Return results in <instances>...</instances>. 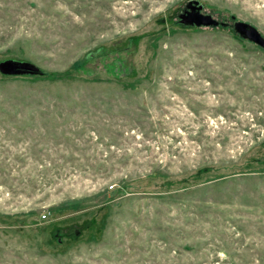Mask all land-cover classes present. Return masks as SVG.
I'll use <instances>...</instances> for the list:
<instances>
[{
  "label": "rangeland",
  "instance_id": "374dc122",
  "mask_svg": "<svg viewBox=\"0 0 264 264\" xmlns=\"http://www.w3.org/2000/svg\"><path fill=\"white\" fill-rule=\"evenodd\" d=\"M234 22L264 39V0H0V62L40 73L0 74V264H264V51Z\"/></svg>",
  "mask_w": 264,
  "mask_h": 264
},
{
  "label": "water",
  "instance_id": "95a60500",
  "mask_svg": "<svg viewBox=\"0 0 264 264\" xmlns=\"http://www.w3.org/2000/svg\"><path fill=\"white\" fill-rule=\"evenodd\" d=\"M192 3L195 4V2ZM190 7V4L187 5V9H190ZM178 19V22L182 25H193L195 27L216 25V23L209 17L199 15L196 12H186V10H183L182 13L178 15ZM232 30L240 38L245 39L264 51V39L256 32L254 28L248 26L245 23L234 22L232 24ZM38 73V70L32 67L30 64L12 61L0 62L1 75H35Z\"/></svg>",
  "mask_w": 264,
  "mask_h": 264
},
{
  "label": "flooded vegetation",
  "instance_id": "af4514ba",
  "mask_svg": "<svg viewBox=\"0 0 264 264\" xmlns=\"http://www.w3.org/2000/svg\"><path fill=\"white\" fill-rule=\"evenodd\" d=\"M186 12H195V9H194V7H190V9L188 8L187 10H186Z\"/></svg>",
  "mask_w": 264,
  "mask_h": 264
},
{
  "label": "built area",
  "instance_id": "2783aa9c",
  "mask_svg": "<svg viewBox=\"0 0 264 264\" xmlns=\"http://www.w3.org/2000/svg\"><path fill=\"white\" fill-rule=\"evenodd\" d=\"M41 219H44V216H41Z\"/></svg>",
  "mask_w": 264,
  "mask_h": 264
},
{
  "label": "trees",
  "instance_id": "16d2710c",
  "mask_svg": "<svg viewBox=\"0 0 264 264\" xmlns=\"http://www.w3.org/2000/svg\"><path fill=\"white\" fill-rule=\"evenodd\" d=\"M38 74H40V73H38Z\"/></svg>",
  "mask_w": 264,
  "mask_h": 264
}]
</instances>
